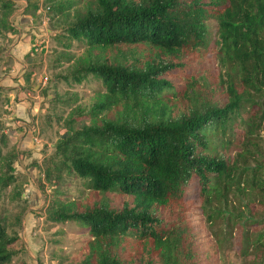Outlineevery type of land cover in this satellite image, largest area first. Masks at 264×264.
Here are the masks:
<instances>
[{
  "label": "trees",
  "instance_id": "trees-1",
  "mask_svg": "<svg viewBox=\"0 0 264 264\" xmlns=\"http://www.w3.org/2000/svg\"><path fill=\"white\" fill-rule=\"evenodd\" d=\"M14 7L13 0H0L5 19ZM208 18L216 25L211 44L223 69L210 90L220 92L214 100L192 82L176 89L168 78L206 48ZM3 25L14 32L8 19ZM64 31L63 46L74 40L85 47L72 80L90 75L104 93L74 118L89 124L66 130L55 142L57 160L47 159L52 168L44 178L54 184L55 171L67 170L93 194H117L118 201L49 207L47 221L75 222L87 233L80 264H195L182 211L188 189L208 221L217 218L226 227L254 221L240 210L232 213L227 198L264 196V0H85ZM111 47L145 54L128 63L103 54ZM116 104L121 110L115 118L94 120ZM13 157L12 151L0 155V189L12 185L19 197ZM2 221L0 264H7L17 236ZM128 235L136 251L122 257L118 243ZM261 236H243L241 253L247 241L262 246L256 243Z\"/></svg>",
  "mask_w": 264,
  "mask_h": 264
},
{
  "label": "rangeland",
  "instance_id": "rangeland-1",
  "mask_svg": "<svg viewBox=\"0 0 264 264\" xmlns=\"http://www.w3.org/2000/svg\"><path fill=\"white\" fill-rule=\"evenodd\" d=\"M13 1L15 7L6 19L0 10V76L13 80L20 76L24 81L17 84L21 91L18 100L10 94L14 100L12 109L4 105L10 90L0 92V133H3L0 155L14 153L10 164L16 178L14 185L20 191L19 197L14 194L16 198L12 185L0 189L2 223L7 233L14 232L17 236L12 247L15 254L7 264H80L89 238L87 233L75 222L47 221L49 207L65 202L78 206L96 199H105L113 206L118 203L117 194H93L85 187V180L67 170L55 171L54 184L46 181L44 174L46 167H51L47 159L57 160L53 157L55 142L65 136L66 130L89 124L88 119L74 118L88 113L104 93L99 81L90 75L79 82L71 78L73 69L79 65L76 61L85 56V47L74 40L66 47L61 44L67 42L65 26L83 12L85 0ZM7 19L14 32L4 27ZM205 22L206 48L195 50L185 58L183 69L168 74V78L176 89L192 82L194 89L204 90L205 98L212 95L210 98L214 100L220 92L210 90L217 86L223 69L216 61V47L211 44L215 22L211 18ZM103 54L135 63L145 52L134 47H111ZM16 57L17 66L12 63ZM120 110L116 104L94 120L105 116L113 119ZM192 197L193 189L184 192L182 211L187 212L183 220L192 240L191 250L197 254L195 264H264V196L254 201L247 196H228L232 213L240 210L253 216L254 221L233 220L237 223L227 227L217 218L208 221L201 212L202 202ZM254 231L262 233L256 242L262 246L247 241L241 253L242 237L249 232L251 236ZM135 245L131 235L125 236L118 243L119 254L130 257L136 251Z\"/></svg>",
  "mask_w": 264,
  "mask_h": 264
},
{
  "label": "crops",
  "instance_id": "crops-1",
  "mask_svg": "<svg viewBox=\"0 0 264 264\" xmlns=\"http://www.w3.org/2000/svg\"><path fill=\"white\" fill-rule=\"evenodd\" d=\"M12 61H13L12 63L17 66L18 58L16 57ZM24 66L26 67V65H24ZM12 70H15V69H12ZM22 80L24 81V79L20 76L17 80H13L12 77H8V76L6 77L5 75L0 76V92L5 91V90L6 91L10 90V92H7V94L5 95L6 101H5L4 105L7 106L8 108H11V109L13 108L12 104L14 103L13 102L14 100L10 99V94H12L15 90L19 89V87H17V84H19ZM15 115H16V113H15Z\"/></svg>",
  "mask_w": 264,
  "mask_h": 264
},
{
  "label": "built area",
  "instance_id": "built-area-1",
  "mask_svg": "<svg viewBox=\"0 0 264 264\" xmlns=\"http://www.w3.org/2000/svg\"><path fill=\"white\" fill-rule=\"evenodd\" d=\"M21 94V91L18 89V90H15L13 93H12V96L15 100H18V96Z\"/></svg>",
  "mask_w": 264,
  "mask_h": 264
}]
</instances>
